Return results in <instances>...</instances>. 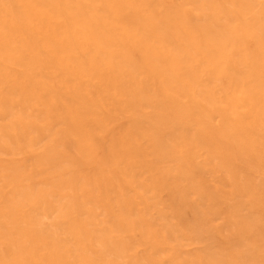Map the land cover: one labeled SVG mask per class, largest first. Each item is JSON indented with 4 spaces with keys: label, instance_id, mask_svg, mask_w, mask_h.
Listing matches in <instances>:
<instances>
[{
    "label": "bare ground",
    "instance_id": "1",
    "mask_svg": "<svg viewBox=\"0 0 264 264\" xmlns=\"http://www.w3.org/2000/svg\"><path fill=\"white\" fill-rule=\"evenodd\" d=\"M0 264H264V0H0Z\"/></svg>",
    "mask_w": 264,
    "mask_h": 264
}]
</instances>
